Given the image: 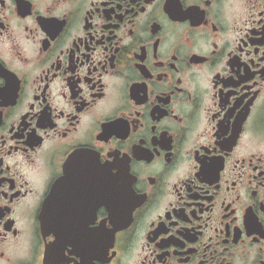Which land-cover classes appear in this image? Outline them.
Returning a JSON list of instances; mask_svg holds the SVG:
<instances>
[{
  "label": "flooded vegetation",
  "instance_id": "af4514ba",
  "mask_svg": "<svg viewBox=\"0 0 264 264\" xmlns=\"http://www.w3.org/2000/svg\"><path fill=\"white\" fill-rule=\"evenodd\" d=\"M0 264H264V0H0Z\"/></svg>",
  "mask_w": 264,
  "mask_h": 264
},
{
  "label": "water",
  "instance_id": "95a60500",
  "mask_svg": "<svg viewBox=\"0 0 264 264\" xmlns=\"http://www.w3.org/2000/svg\"><path fill=\"white\" fill-rule=\"evenodd\" d=\"M41 229L43 232H48L50 230V223L48 221H42L41 222Z\"/></svg>",
  "mask_w": 264,
  "mask_h": 264
}]
</instances>
